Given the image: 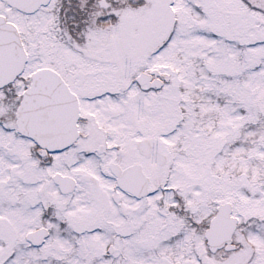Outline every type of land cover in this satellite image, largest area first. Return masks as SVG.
<instances>
[{
    "label": "snow or ice",
    "instance_id": "snow-or-ice-1",
    "mask_svg": "<svg viewBox=\"0 0 264 264\" xmlns=\"http://www.w3.org/2000/svg\"><path fill=\"white\" fill-rule=\"evenodd\" d=\"M0 264H264V0H0Z\"/></svg>",
    "mask_w": 264,
    "mask_h": 264
}]
</instances>
